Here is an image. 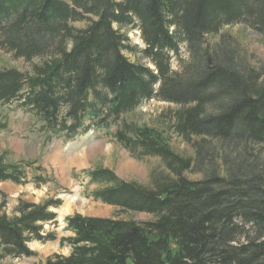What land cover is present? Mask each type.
<instances>
[{
	"label": "trees",
	"instance_id": "obj_1",
	"mask_svg": "<svg viewBox=\"0 0 264 264\" xmlns=\"http://www.w3.org/2000/svg\"><path fill=\"white\" fill-rule=\"evenodd\" d=\"M234 25L264 34V0H0V50L38 61L29 75L0 70V109L16 103L65 138L113 128L131 158H157L164 168L150 186L90 172L104 187L87 198L154 221L68 217L72 237L59 246L70 254L44 264H264V75L235 44L206 42ZM129 30L139 31V54L154 70L124 56L132 52ZM180 43L189 59L173 71L169 55ZM152 99L177 107L169 133L125 118ZM169 134L194 156L172 150ZM31 165L0 157V184L25 185ZM188 173L201 178L189 181ZM6 205L0 191V264L35 257L33 241H54L43 226L54 222L59 200L18 198L11 216Z\"/></svg>",
	"mask_w": 264,
	"mask_h": 264
},
{
	"label": "rangeland",
	"instance_id": "obj_2",
	"mask_svg": "<svg viewBox=\"0 0 264 264\" xmlns=\"http://www.w3.org/2000/svg\"><path fill=\"white\" fill-rule=\"evenodd\" d=\"M85 25L86 23H74L73 27L80 30L84 29ZM114 28L116 29V26ZM126 34L127 46L132 49V52L125 51L124 56L131 62L145 65L154 70L153 66L139 54V51L144 48L139 31L129 30ZM225 40L232 46L235 44L238 49L240 48L239 51L244 55L248 64L264 75V34H258L243 25H234L224 27L218 35L209 37L206 42L210 45L216 43L223 48ZM178 50L177 56L169 55L173 71L179 70L189 59L188 50L183 43H180ZM37 63V60L27 63L0 50V70L14 69L29 75L32 71L31 67ZM175 109L177 107L174 105L152 99L125 118L128 123L134 126L145 125L158 129L163 128L169 133L166 120ZM0 122L6 124L5 130H0V157L4 159L6 164L11 165L33 163L30 167L26 166L27 184L20 186L12 183L0 184V191L7 198L6 214L11 216L18 198L30 204H39L47 200L60 201L58 208L50 210L56 216L54 222L43 226V233L52 234L55 238L54 241L44 244L33 241L28 244V248L36 253L35 258L5 260L3 264H41L47 257L55 254L68 256L70 247L66 245L60 247L59 242L63 238L72 237L71 233L65 231L64 219L74 215L122 220L132 222L134 226L154 221V217L150 215L122 212L117 208L86 198L87 195L104 186L88 183L83 172L107 169L121 181L142 186L151 185L154 172H164L163 165L157 158H145L141 161L131 158L112 139L114 129L88 133L71 141L52 139L47 142V138L39 132V125L36 120L31 114L19 109L16 103L0 109ZM169 135V144L172 150L187 157L194 156L193 149L189 144L176 135ZM56 153L58 156L55 155ZM75 154L81 156L80 162L73 163L70 160ZM34 177L41 178L47 183L36 188ZM185 177L189 181H197L201 178L195 173H188ZM70 197H77L76 202L79 206L82 203V209L92 205L101 212V215H88L75 210L73 213L60 218L59 210Z\"/></svg>",
	"mask_w": 264,
	"mask_h": 264
},
{
	"label": "bare ground",
	"instance_id": "obj_3",
	"mask_svg": "<svg viewBox=\"0 0 264 264\" xmlns=\"http://www.w3.org/2000/svg\"><path fill=\"white\" fill-rule=\"evenodd\" d=\"M57 155V153L55 154ZM78 154H75L70 160L73 162V163H76V162H80L81 161V156L78 155ZM58 156V155H57ZM130 156V155H129ZM77 197H70L66 200V203L60 208L59 210V217H63L67 214H71L73 213L75 210L77 211H80V212H83L85 214H88V215H101V212L94 208L92 205H88V207L86 209H82L81 206H82V203L81 205L79 206L77 204Z\"/></svg>",
	"mask_w": 264,
	"mask_h": 264
},
{
	"label": "water",
	"instance_id": "obj_4",
	"mask_svg": "<svg viewBox=\"0 0 264 264\" xmlns=\"http://www.w3.org/2000/svg\"><path fill=\"white\" fill-rule=\"evenodd\" d=\"M126 264H130L129 262H127Z\"/></svg>",
	"mask_w": 264,
	"mask_h": 264
}]
</instances>
